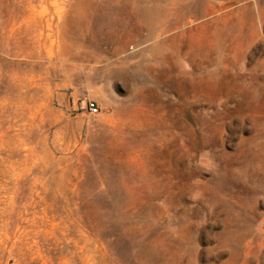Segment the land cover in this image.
Segmentation results:
<instances>
[{"label": "rangeland", "instance_id": "1", "mask_svg": "<svg viewBox=\"0 0 264 264\" xmlns=\"http://www.w3.org/2000/svg\"><path fill=\"white\" fill-rule=\"evenodd\" d=\"M0 264H264V0H0Z\"/></svg>", "mask_w": 264, "mask_h": 264}, {"label": "built area", "instance_id": "2", "mask_svg": "<svg viewBox=\"0 0 264 264\" xmlns=\"http://www.w3.org/2000/svg\"><path fill=\"white\" fill-rule=\"evenodd\" d=\"M87 109H88L89 113L92 114V115H94V114H96L98 112L97 108L92 103H89L87 105Z\"/></svg>", "mask_w": 264, "mask_h": 264}]
</instances>
